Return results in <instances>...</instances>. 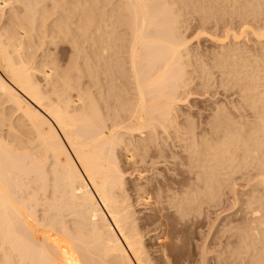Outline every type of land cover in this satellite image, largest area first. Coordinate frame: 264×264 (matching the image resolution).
Listing matches in <instances>:
<instances>
[{"label":"bare ground","instance_id":"bare-ground-1","mask_svg":"<svg viewBox=\"0 0 264 264\" xmlns=\"http://www.w3.org/2000/svg\"><path fill=\"white\" fill-rule=\"evenodd\" d=\"M189 3L205 19L264 15V0H0V264H156L143 229L160 220L158 254L174 264L169 215L189 222L224 202L222 264H264V50L224 43L215 66L238 98L208 104L200 129L180 124ZM60 42L67 66L49 46ZM168 163L178 187L133 186L154 204L139 221L125 169L142 180Z\"/></svg>","mask_w":264,"mask_h":264},{"label":"rangeland","instance_id":"rangeland-1","mask_svg":"<svg viewBox=\"0 0 264 264\" xmlns=\"http://www.w3.org/2000/svg\"><path fill=\"white\" fill-rule=\"evenodd\" d=\"M187 1H189V0H187ZM189 5H190V3H189ZM193 6L194 5H190L187 7L182 6L183 8L181 7L182 18L185 22V23L183 22L184 27L182 30H184L185 35L189 37L188 48H190L189 51L191 53L188 51V53L190 54V55L188 54V56L190 58H188V56H186V58H188L190 60L189 61L190 66L188 65L189 67L187 69L190 70L189 71L190 75L188 74V77L189 78L191 77L190 80L192 83L190 82L189 86L187 87V90L184 93L182 92L183 93L182 94L183 99H185V98L186 99L183 100L182 103H180V106H179L180 111L178 113L180 115V117H179L178 121L180 122V124L185 123V120L188 119L187 117H189L191 120L195 121V123L197 124V127H198L197 129H200V125H201L200 123L202 121V117L208 111L205 108L208 104H212L216 101H224L226 104L229 102L228 105L231 107L232 101L236 100L238 98L237 96H239L236 86L234 87L233 85H230V84L226 85L227 83L222 80L221 71L219 70V68L217 69V66H215V61H214L215 58L217 57L216 58V60H217L218 55L223 53V51H224L223 49H224L225 45H226V47H225V50H226V49H228L227 47H229V45L232 46V45H234V43H236V44L239 43V45L244 44L242 46L246 47V49L249 50V52H251L249 54H255V55H251L252 57H254V56L256 57V54H258L260 52L262 54V51L264 50L263 49L264 47H262V45L264 46V40L260 42V40L256 37L254 31H257L255 29V27L257 29H259V31L262 30V29L260 30V28L264 27V22H263L264 21V15L260 16L261 18L257 17V18H254L255 20L249 19V21L248 20L246 21L244 18L239 17V15L237 16V14L232 16L233 14L224 15V13L221 12L220 13L221 16L218 15L219 17L218 16L212 17V18L209 17L208 18L209 21H208V19H205L202 16V12L200 14L199 11H196L199 7L195 6L196 7V9H195ZM263 8H264V6H263ZM48 9L54 10V6H53L51 1L48 2ZM56 15H57V13L54 12L53 16H56ZM214 20H215V22H214ZM246 23H248L247 26H249V27L252 26L250 28L255 29L254 31L252 29V32H254V34L251 32L250 29H249L250 31L248 29H247L248 31L245 30V31H247L245 34L242 33V31H244V29H245L243 25H245ZM254 23H256V24L254 25ZM249 27H247V28H249ZM241 28H244V29L241 30ZM228 30H229V32H228ZM224 32H225V34H224ZM232 32H234V33L237 32L236 34H240L242 36V37L241 36L238 37L239 41L236 40L235 36H234V38L232 37V35H235ZM198 34H199V36H198ZM216 36H219V37L216 38ZM224 43H225V45H224ZM258 44H259V47H261V48L257 47ZM49 46L51 47V49H54V51L56 52L55 54L58 56V59H59L61 64H63L64 66L69 65V62H70L69 58H70V55L72 52V47L69 43L60 42L58 44V46H55L54 44H50ZM55 47H57V49ZM221 47H223V48H221ZM229 48H231V47H229ZM257 48H259L260 50ZM216 54H218V55H216ZM219 57H221V56H219ZM212 58H214V59H212ZM202 67H204V68L202 69ZM208 67L210 68V71H209ZM190 68H193V69H190ZM207 68H208V71H207ZM206 72L208 73L209 76L206 74ZM121 158H122V160H124V156H121ZM169 159L173 160L172 158H169ZM170 165H172V166H170ZM181 168H180V166H178L175 163H168V164L163 165L161 167H158L155 169H150L148 171H144V174H143L144 178L142 180L138 179V174H139L138 171H132V169H129V168L125 169L126 170L125 171L126 172L125 173V179L127 182V186L129 188H131L130 191L132 190L131 192L133 194L132 200L134 199V201H135L134 208L137 211V213H136L137 216H139L141 218L139 221L143 220L145 216L150 215L151 213L154 212L152 210V207L154 206V204H151V205L137 204L136 200H135L136 196L134 195L135 193L132 189L133 186L135 184L141 182V181L146 182V179H147V181H148V179L153 180V181H157V178H159L161 180H164V182H166V183H169V184H172V185H175L178 187L179 184L177 182L182 177V175L180 174ZM227 204L228 203L225 204V202H224V203H222V205H220L218 207L217 206L211 207L212 210L210 209V211L208 213L204 212V213L200 214V211H198L199 213L196 211L195 213H193L194 215L191 216L193 219L190 220L189 222H187L186 219H184V220L180 219L178 215H175V216L169 215L168 220L176 226L174 228L175 243L173 245L174 246V264H202L203 263V257L205 255V253H203L204 247L202 245H207V247H208L209 252L206 254L207 259L209 258L207 260L208 264H222V262H224V259H225L224 253L225 252H223V250H225L224 246L226 245V236H227L228 232L224 229L223 224H224L225 218L227 220L228 216L232 212L231 211L232 209L230 208L229 204L228 205ZM206 214H207V216H205ZM181 220H183V221H181ZM162 222L163 221L160 220V221L152 224L150 227H148V229H143L144 234H145L144 239H145L146 243L149 245L151 251L153 252V255L155 256L156 264H164L162 258H160L159 254H158L160 242H162V240H163L161 238V236L163 235V232L161 231L160 227L157 229H153V228L155 226H159L160 224H162ZM162 227H165V225H163ZM208 233H210V235ZM217 239H219L218 241L220 243L217 241ZM200 249L202 250V253L200 252L201 251ZM220 252H221V254H220ZM223 255H224V257H223ZM200 257H202V258H200ZM199 260H201V261L199 262ZM216 260H218V261H216ZM216 262H218V263H216ZM223 264H225V263H223Z\"/></svg>","mask_w":264,"mask_h":264}]
</instances>
